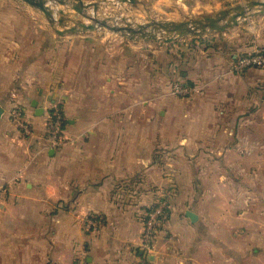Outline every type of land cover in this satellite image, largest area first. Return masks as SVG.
Here are the masks:
<instances>
[{"label": "crops", "instance_id": "0c3cea01", "mask_svg": "<svg viewBox=\"0 0 264 264\" xmlns=\"http://www.w3.org/2000/svg\"><path fill=\"white\" fill-rule=\"evenodd\" d=\"M47 24L23 1L0 0V264H264V154L225 140L245 132L236 113L193 111L180 127V98L151 89L146 63L132 68L128 40ZM220 65L188 76L219 87ZM15 105L32 135L10 119ZM55 105L65 140L53 148L44 136ZM225 117L234 123L219 133ZM164 196L145 242V213ZM87 215L97 228L85 232Z\"/></svg>", "mask_w": 264, "mask_h": 264}, {"label": "rangeland", "instance_id": "374dc122", "mask_svg": "<svg viewBox=\"0 0 264 264\" xmlns=\"http://www.w3.org/2000/svg\"><path fill=\"white\" fill-rule=\"evenodd\" d=\"M246 1L248 0H134V2L88 0L85 2H98L99 5L94 13L91 8H87L85 13L99 19L105 18L109 24L130 26L134 29L142 24L143 30L151 31L159 37V41L141 38L139 35L137 39H129L109 31L106 27L96 30L116 39L128 40L132 45L131 50L127 48L132 68H143L146 63L151 89L157 93L161 91L171 93L180 98V103H172V106L182 110L184 118L174 124L180 127L186 125L188 116L193 111L234 112L236 113L234 129L242 126L245 132L238 133L237 130L235 132L230 130L227 135L224 134L225 140L229 143L253 142L259 148L256 152L264 154V64L243 66L238 63L241 57L252 55L257 49L264 48V12L248 15L238 24L223 31H211L201 36L176 37L168 42L163 40L166 35L162 30H157L156 24L163 20H185L214 15L221 9L243 4ZM51 6L65 10L64 14L56 13L53 22L47 20V25L54 32L55 28H64L72 25L74 21L91 22L70 7L58 4H51ZM58 19H61V24L58 23ZM40 22L38 20V24ZM41 24L44 23L41 22ZM211 63H223L219 66V77H217L219 80L214 79L219 81V87L195 83L188 76L191 69L202 73L203 68L205 66L208 68ZM212 68L209 67V71H214ZM182 71L184 75H181ZM231 74H236L239 78L229 81L227 77ZM247 85L250 92L245 93ZM219 120V133L225 128L221 125L222 123L227 122L226 129L232 128L231 125L234 123L232 118L225 117ZM250 126H254L253 134L250 133L251 131L246 132ZM219 137L221 139V134ZM173 168L177 167H167L170 171ZM161 201L164 202L167 210V196L159 199L149 209ZM83 228L85 232L90 231V228L86 229L85 226Z\"/></svg>", "mask_w": 264, "mask_h": 264}, {"label": "water", "instance_id": "95a60500", "mask_svg": "<svg viewBox=\"0 0 264 264\" xmlns=\"http://www.w3.org/2000/svg\"><path fill=\"white\" fill-rule=\"evenodd\" d=\"M31 8L41 12L49 22L55 20L54 15L56 13L64 14L63 8H53L49 4H58L67 6L74 9L77 13L83 15L85 18L91 20L86 21H74L72 25L64 28H55V32L58 34H65L68 32L77 33L85 31H95L101 27H106L109 31L119 33L123 37L129 39H137L138 35L141 38H148L159 41V37L151 31L143 30V25L139 24L137 29L130 26H121L107 23L105 18L99 19L94 15H87L85 10L91 8L94 13L98 8V2H85L84 0H21ZM134 2V0H130ZM264 12V0H248L243 4H236L229 8L221 9L214 15H205L201 18H192L185 20H163L156 22L157 30H162L166 37L163 39L168 42L176 37L185 36H201L204 33L211 31H223L228 27L236 25L241 19H244L248 15ZM58 23L61 24V19H58ZM156 30V28H154ZM186 214L192 219L195 218V214L190 210L186 211Z\"/></svg>", "mask_w": 264, "mask_h": 264}, {"label": "built area", "instance_id": "2783aa9c", "mask_svg": "<svg viewBox=\"0 0 264 264\" xmlns=\"http://www.w3.org/2000/svg\"><path fill=\"white\" fill-rule=\"evenodd\" d=\"M239 65H263L264 48L257 49L255 53L249 56H243L239 59ZM25 110L22 106L15 105L10 113V119L20 129L21 134L26 137L33 133L29 119L26 117ZM63 113L58 105L53 106L52 111L45 119V140L46 147L61 146L65 140L63 135ZM166 215L164 202L150 208L144 216L143 238L145 242L151 240L154 235L157 224H159ZM94 230L97 228L96 222L92 217H86L83 227ZM147 245V244H146Z\"/></svg>", "mask_w": 264, "mask_h": 264}, {"label": "trees", "instance_id": "16d2710c", "mask_svg": "<svg viewBox=\"0 0 264 264\" xmlns=\"http://www.w3.org/2000/svg\"><path fill=\"white\" fill-rule=\"evenodd\" d=\"M181 73V75H184L185 73L182 71V72H180ZM59 106V105H58ZM60 107V106H59ZM52 111V109L50 110V112ZM63 124H64V120H63Z\"/></svg>", "mask_w": 264, "mask_h": 264}]
</instances>
